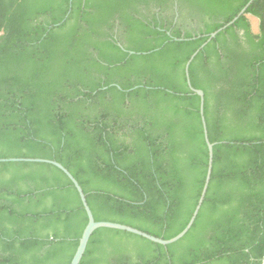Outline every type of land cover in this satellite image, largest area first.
Here are the masks:
<instances>
[{
    "label": "trees",
    "instance_id": "16d2710c",
    "mask_svg": "<svg viewBox=\"0 0 264 264\" xmlns=\"http://www.w3.org/2000/svg\"><path fill=\"white\" fill-rule=\"evenodd\" d=\"M249 1L0 0V160L57 162L95 222L175 238L208 164L184 68ZM189 80L215 144L193 226L167 247L96 230L80 264L263 263L264 0L199 51ZM86 225L61 171L0 163V264H70Z\"/></svg>",
    "mask_w": 264,
    "mask_h": 264
},
{
    "label": "water",
    "instance_id": "95a60500",
    "mask_svg": "<svg viewBox=\"0 0 264 264\" xmlns=\"http://www.w3.org/2000/svg\"><path fill=\"white\" fill-rule=\"evenodd\" d=\"M254 2V0H250L248 2V4L241 10V12L231 21L229 22L227 25L223 26L221 29H219L217 32H214L212 34H210L207 37V41L200 47L199 50H197L192 56L191 58L188 60V62L185 65L184 68V73H185V78L187 81V86L189 88V90L191 91V93L195 94L196 96L199 97L200 99V104H199V112H200V116H201V123H202V128H203V135H204V141L207 147V152H208V164H207V172H206V177H205V181H204V185L201 191V195L199 197L197 206L192 214V217L190 219V221L188 222L187 226L185 227V229L179 234L177 235L175 238L168 240V241H164L161 239H157L155 237H152L146 233H143L141 231H138L136 229H133L131 227L128 226H124V225H120V224H115V223H108V222H95L92 212L90 211L87 202H86V197L81 189V187L79 186V184L77 183V181L73 178V176L59 163L54 162V161H49V160H41V159H7V160H0V163H34V164H45V165H49L52 166L56 169H58L59 171H61L66 177L67 179L72 183L73 187L75 188L80 202L82 204V207L84 209L86 218H87V225L81 235V238L79 240L78 243V247L77 250L70 262V264H80L84 253L86 251L88 242L92 236V234L99 229H107V230H114V231H120V232H124V233H128L137 237H140L144 240H147L153 244L159 245V246H163V247H167L170 246L176 242H178L179 240H181L191 229V227L193 226L195 219L201 209V206L203 204L208 186H209V182H210V178H211V172H212V163H213V147L215 146V144H211L208 140V135H207V129H206V124H205V119H204V94L202 91L200 90H195L192 88L191 84H190V80H189V67L192 63V61L194 60V58L198 55L199 51L202 50L210 41H212L220 32L226 30L228 27L234 25V23L241 17L244 15V13L246 12V10L248 9V7ZM182 41V40H179ZM121 48V46H119ZM130 55H134V53L130 52ZM264 264V260L263 263Z\"/></svg>",
    "mask_w": 264,
    "mask_h": 264
},
{
    "label": "rangeland",
    "instance_id": "374dc122",
    "mask_svg": "<svg viewBox=\"0 0 264 264\" xmlns=\"http://www.w3.org/2000/svg\"><path fill=\"white\" fill-rule=\"evenodd\" d=\"M249 21H250V25H251V29L254 33L257 32L258 29V22L256 19L249 17Z\"/></svg>",
    "mask_w": 264,
    "mask_h": 264
}]
</instances>
